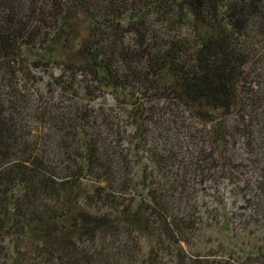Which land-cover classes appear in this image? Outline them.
I'll return each instance as SVG.
<instances>
[{"label": "trees", "instance_id": "trees-1", "mask_svg": "<svg viewBox=\"0 0 264 264\" xmlns=\"http://www.w3.org/2000/svg\"><path fill=\"white\" fill-rule=\"evenodd\" d=\"M72 13L89 40L57 61ZM263 65L264 0H0V264H264ZM180 110L212 126L189 165ZM197 180L238 189L259 246L188 256Z\"/></svg>", "mask_w": 264, "mask_h": 264}, {"label": "rangeland", "instance_id": "rangeland-1", "mask_svg": "<svg viewBox=\"0 0 264 264\" xmlns=\"http://www.w3.org/2000/svg\"><path fill=\"white\" fill-rule=\"evenodd\" d=\"M63 28L71 35V39L63 49L55 48L54 55L57 61L69 62L72 59L75 60L77 54L81 52L83 43L89 40V24L81 14L72 13L65 18ZM262 67L264 68V65ZM259 69L260 67L257 66L256 73L258 71L264 73V70ZM49 73L55 77L58 76L61 73L60 66H55L53 70L46 73L42 69L33 71V74L40 78V82L36 85L38 90H45V85L50 81ZM92 104L94 109H104L107 106L113 107L114 102L108 95H105L97 98ZM190 116L182 110L179 111L171 138L178 158L177 165H189V159L195 154V150H201L203 138L208 135V130L210 131L212 127L210 125L203 127L202 122ZM128 130H132L130 125ZM230 153H234V150ZM141 162L149 164L144 158ZM186 171L189 170L183 168L180 174L184 175ZM188 178L187 174L186 179ZM188 187L187 191L190 194H187V202L195 209L197 217V231L189 238L190 245L184 246L188 256L206 257L208 254L215 253L217 258H221L229 253L240 251L241 254H246L249 248L260 245L258 243L261 235L248 233L252 229L249 223L246 227L250 209L246 207L241 198L242 195L238 194V189H234V186L229 185L226 180L220 181L217 186L212 181L200 185V181L197 180L196 183L191 182ZM153 244V238L142 239L139 245L144 255L150 256L154 253ZM157 255L158 258L162 257V254Z\"/></svg>", "mask_w": 264, "mask_h": 264}]
</instances>
